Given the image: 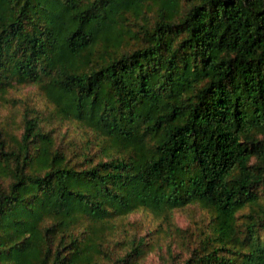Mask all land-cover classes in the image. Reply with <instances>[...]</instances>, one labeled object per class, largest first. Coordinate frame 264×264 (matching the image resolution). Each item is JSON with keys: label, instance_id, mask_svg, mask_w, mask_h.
I'll use <instances>...</instances> for the list:
<instances>
[{"label": "trees", "instance_id": "1", "mask_svg": "<svg viewBox=\"0 0 264 264\" xmlns=\"http://www.w3.org/2000/svg\"><path fill=\"white\" fill-rule=\"evenodd\" d=\"M0 99V264H264V0H0Z\"/></svg>", "mask_w": 264, "mask_h": 264}, {"label": "rangeland", "instance_id": "2", "mask_svg": "<svg viewBox=\"0 0 264 264\" xmlns=\"http://www.w3.org/2000/svg\"><path fill=\"white\" fill-rule=\"evenodd\" d=\"M29 90H31V88L27 87L25 91L27 92ZM11 95L16 96V92L12 91ZM17 108L18 106H15L11 101L0 99V120L5 118L9 113L15 112ZM203 217H205L204 210L200 206L194 205L176 209L174 213V220L180 228H186L187 226L192 228L194 222L200 221ZM126 222H128V226L131 229H138L140 233H146L153 230L158 225V220L147 211H137L132 213ZM155 237H158L160 240L161 247L158 246L154 251L147 254L141 264H163L162 254L166 252L167 245L172 242L174 246H177L182 240H180L177 233L169 234L168 232L163 231L158 234L155 233ZM176 248L179 249L181 247L177 246Z\"/></svg>", "mask_w": 264, "mask_h": 264}]
</instances>
